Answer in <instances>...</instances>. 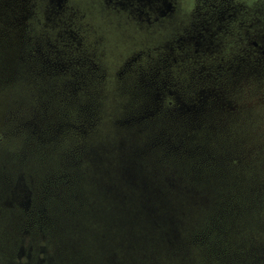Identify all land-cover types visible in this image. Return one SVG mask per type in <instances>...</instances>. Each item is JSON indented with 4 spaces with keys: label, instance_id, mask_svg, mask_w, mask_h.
<instances>
[{
    "label": "rangeland",
    "instance_id": "rangeland-1",
    "mask_svg": "<svg viewBox=\"0 0 264 264\" xmlns=\"http://www.w3.org/2000/svg\"><path fill=\"white\" fill-rule=\"evenodd\" d=\"M14 5L23 8L18 24L6 10ZM1 25L0 264H54L59 255L58 264H264V214L260 223L247 210L264 175V0H0ZM135 77H211L199 82L210 101L196 107L235 113L213 141L193 126L194 145L219 151L220 166L200 169L222 186L229 212L206 232L216 206L206 185L166 197L156 180L182 189L190 177L146 166L155 153L104 133L100 119L138 96ZM100 142L111 163L70 180ZM198 166L186 174L194 179ZM49 227L60 235L48 240Z\"/></svg>",
    "mask_w": 264,
    "mask_h": 264
},
{
    "label": "trees",
    "instance_id": "trees-1",
    "mask_svg": "<svg viewBox=\"0 0 264 264\" xmlns=\"http://www.w3.org/2000/svg\"><path fill=\"white\" fill-rule=\"evenodd\" d=\"M14 8L15 11L11 10V8H6V10L11 13V16L12 14L16 16L18 10L21 11L23 9L19 7L20 9L17 10L15 5ZM16 17H12L16 24H18L19 22L21 23V18L17 17L18 19H16ZM7 20L9 21V18ZM0 27L2 28L3 26L1 25ZM50 66H55V64L50 63ZM196 70L197 69L193 68V72H195ZM183 78L184 77L179 78L180 83H177V80L173 77H135L133 84L140 89L139 93L137 94L138 96L135 97V100L131 99L121 105L115 111V113L111 115V118L109 120L110 122H108V119L106 121L103 117V119H100V122L104 121L105 123L106 127L103 128L105 134L107 133L108 135L112 136V132L114 130L117 135L121 134L126 136V138L128 139L127 142L129 141V144L137 145V142H141L144 145L143 148H146L148 154L151 155L152 153H155L154 162L150 164L147 161L144 163L146 166L148 164H157L161 167H171L170 165H172L173 167L169 169L183 174V176L187 180H189L190 177V181L188 184L182 183V189H180V185L178 183H172L171 181L160 182L156 180V186L160 188L161 192L166 197L168 196V194L171 196L170 199L181 198L180 195L184 196V194L189 196L190 193L188 189L193 188L192 186H194V188H197L196 186H199L200 189V186L205 187L206 185L207 189L211 191V194L213 192L212 197L216 202V206L210 209L209 215L205 216L203 219V221L205 222L203 228L204 232H206L210 223L223 222L228 217L229 212L227 209L225 210L226 203L224 205V200L226 199L224 197V192L221 193L216 191L217 189L218 191L220 189L223 191L224 189H222L221 185H217L216 187L215 184L208 183V181L206 180V171L204 172V174H202V169L211 172L213 168L210 167L213 164L215 168L217 167V165L220 166L221 157L217 153L219 151H214L211 153L207 152L214 145L211 144V141L214 140L213 137L218 136L219 133L224 129V123L227 122V120L230 119V116L233 115L234 119L230 120H232V125H235L236 116L235 113L231 109L229 110V107L225 104H223L224 107H220V111H211L204 108L198 109L199 107H196L195 103H208L210 101L211 96L207 97V93H203L199 84L206 80H210L211 77H185V80H188V82H182L181 80ZM122 83L123 81L121 82V86L123 85ZM188 98H190L191 101H189ZM83 101H85L86 104H93L92 102L95 101V97H91L88 93H86V99L84 97ZM245 114L246 113H241L242 116H244ZM241 124L242 125H239L241 126L240 130L245 129L244 122H241ZM114 126H116V128H114ZM193 126H196L198 130L197 132L202 133V131H205L207 133V138L211 141H207L206 146L202 147L194 145L196 141L195 137H193L192 135L193 133H195ZM190 130H192V132H190ZM132 133L134 134V136L132 135ZM199 135L200 134L197 133V138ZM147 137L150 138L149 141L146 139ZM135 138L137 139L135 140ZM122 141L123 140H121V142ZM127 142L119 145L122 147V154H125L127 152L126 148L129 147V144ZM100 143H102L101 145L103 146L100 151L99 148L95 146L96 144H94L95 147H93L92 145L88 146L85 154L86 163L84 165H81V168H79V173L77 172L76 174H74L73 172H71V177L69 178L70 180L80 175V173L81 175H85L87 179L88 176L95 175L101 167H105L108 162L111 163L109 156L105 157L107 156L106 153H110V151H106V149H108V145L106 144V142ZM131 146L132 145H130V147ZM75 150L78 151V148L76 147L74 149H71V152ZM178 151H180L182 154L176 157ZM175 158H178L177 162L172 163V160H174ZM202 164H204V168L200 169V165ZM196 165H199L197 167L199 169V173L196 176L194 175L195 178L193 179L186 173L189 170L191 172L195 171L191 168H195ZM117 166L118 170L119 168L121 169V165H119V163H117ZM182 169H186L185 172H182ZM117 174H119L118 177H121V174L119 172ZM111 175L106 174L107 177ZM126 178L129 182V175L127 173ZM126 178H123V180ZM254 179L255 178L253 177V180ZM125 182L126 181L124 180V183ZM129 183L131 185V182ZM260 184L263 185V192L262 189L256 190L253 193L256 198L252 194L250 198L252 200V203L250 204V208L247 207V210L250 212V214L256 215L255 219H258V221H262V215L264 214V210L262 211L260 206V203L264 202V175L260 178ZM132 192L134 193V196L139 195L138 193L133 191V189ZM159 192L160 191L155 194L153 199L162 198ZM261 198L262 202L258 204V201ZM255 199H257V201H255ZM150 208L151 210L147 209L146 211L151 213L149 215H153L155 209L152 202ZM143 210L144 209H142L140 205L139 213L141 214ZM170 217L174 219L176 218V216L174 217L171 215ZM188 217V214H185L182 217V221L189 220ZM149 220L153 221V218ZM54 229L55 228L52 229L51 227H49L48 233L51 234L48 236V240H51L56 235H60V233H53ZM38 235L39 238H42L41 233H38ZM63 238L64 236L62 235L60 240H62ZM45 243L48 244L47 242ZM50 247L53 248L52 245H50ZM38 251H41L40 247H38L36 253H38ZM55 259L54 257L52 258L54 264L63 263L64 260L60 255Z\"/></svg>",
    "mask_w": 264,
    "mask_h": 264
}]
</instances>
